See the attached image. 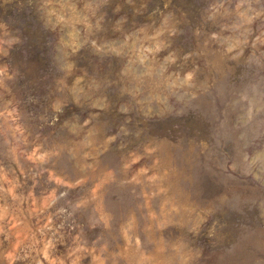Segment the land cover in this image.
<instances>
[{
    "label": "rangeland",
    "instance_id": "374dc122",
    "mask_svg": "<svg viewBox=\"0 0 264 264\" xmlns=\"http://www.w3.org/2000/svg\"><path fill=\"white\" fill-rule=\"evenodd\" d=\"M0 264H264V0H0Z\"/></svg>",
    "mask_w": 264,
    "mask_h": 264
}]
</instances>
